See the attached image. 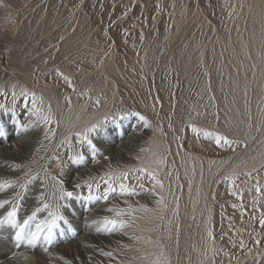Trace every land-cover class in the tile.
<instances>
[{"label": "rangeland", "instance_id": "obj_1", "mask_svg": "<svg viewBox=\"0 0 264 264\" xmlns=\"http://www.w3.org/2000/svg\"><path fill=\"white\" fill-rule=\"evenodd\" d=\"M165 1L167 4L162 7V10L167 24L165 26L167 34H174L177 30H182L184 26L195 22V25L199 26L195 33L198 34V38L204 34L207 37L214 35L215 38L220 35L224 36L225 38L219 37L222 41L227 38L230 25L233 22V14L229 13L228 10L233 8H227L221 4L220 6L223 8L218 5L214 6L212 0ZM210 3L211 5H209ZM210 6H212L211 9ZM155 7L154 0H0V55L6 58L4 62L7 61V69L4 67L5 72L2 71L4 70L3 67H0V91L7 93L6 99L4 95H0V103L7 104L6 107L12 110L8 113L0 110V147H7L6 145L15 141L19 147L11 151H7L6 148L0 150V157L3 158L0 161V181L6 179L8 171L11 173L7 175L9 180H18L20 183H24L26 180L32 181L19 202L17 218L21 222L39 206L37 197L41 192L45 193L49 203H56L51 198L52 185L54 184L51 177L53 176L63 180L61 176L63 174L68 178L63 180L65 188L74 190L76 182L81 183L84 180L83 177V180L74 182L78 172L94 165L95 167L91 168L92 171L100 170L104 174L109 168L114 169L115 166H121L130 161L141 166L142 162L159 158L172 145L175 146V151L186 153L185 151L191 147L197 150L198 146L193 144L194 141L197 144L214 145L216 143L214 137L204 135V132H213V130L218 133L215 131L216 128L212 122L209 125L210 121L190 122L183 119L182 131L175 128L176 122L171 117L183 109L181 108L184 103L183 84L175 78L173 70L164 68L166 63H158L163 65L160 67L162 69L150 70L148 68L150 61L147 60L154 54V43L160 32L154 31ZM242 9L247 17L244 22L247 24V28L244 27V23L242 26L248 35V41L253 44V17L256 15L254 0H243ZM229 19H231L230 22ZM209 24L212 26L210 28L212 31L217 26L218 36L215 31L212 33L208 29ZM85 30L88 31V38L83 39V44L106 54V63L101 74L103 73L109 78L112 73L111 79L117 80L111 82L110 85L100 82L102 87L100 91L94 87L95 77L92 75V77L85 76L84 73L90 71L86 64H82L80 60L74 62L68 55L59 57L61 50L57 51L68 37ZM62 37L63 39H61ZM95 37L99 39V42L94 39ZM92 40H95L94 43ZM73 49L80 50L76 44ZM76 51H74L75 57L78 55ZM162 53V55H166V48ZM14 54H20L19 61ZM3 63L0 62L1 65H5ZM19 63H22L28 69L27 71L31 72L30 74L25 73L22 79L18 76V73L22 72ZM81 64L82 66H80ZM57 70L70 77L75 91L61 77L57 76ZM34 75L37 79L33 77ZM31 80H38L39 82L32 85ZM21 89H28L38 96L42 95L44 100L51 104L52 112L59 121V127L53 126L56 131L55 138L45 140L44 126L40 125L38 128L31 126L32 119H34H30L28 114L31 111V100L19 94ZM13 91L17 93L15 100L19 98L25 102L19 104L20 110L11 107ZM65 96L70 98L71 103L65 100ZM97 99L100 101L99 105L95 103ZM166 106L169 110L167 114H164ZM129 112H137L145 116L149 125H145L137 116L127 115ZM105 116L108 117V122L103 124L102 128L92 136L98 152L93 153L87 145L78 146L74 150L61 144L65 137L71 139L72 145L78 143L73 133L92 123L103 121ZM249 121L255 128L263 125V119L259 116L249 118ZM21 125L28 126L29 130L23 131ZM193 125L201 130L199 135L192 131ZM133 135H142V138L134 141L130 139ZM221 135L227 136L230 140L239 141L240 146L236 147L235 144L231 147L222 146L223 142H221L223 148L220 145H215L221 148L220 152L223 153L227 147L229 150L245 148L242 147L243 139L240 136H229L223 133ZM64 148L69 150H67L69 157L82 153L85 157L84 161L75 164L67 154L61 156L65 159H60V153ZM251 150L252 145L237 152H243L242 155H245ZM219 155L223 156L221 153ZM201 156L206 158L202 154ZM15 164L22 165V169L25 170L18 178L14 177L10 171L16 172L18 170L10 168ZM131 166L133 167V165L125 167L130 168ZM257 169H260L261 185H264V169L258 166L250 171L255 175ZM29 171L30 175H25ZM68 172L71 173L69 176ZM246 172L249 171H235L234 174H245ZM195 173L197 171L191 164L182 167L177 164L166 163L163 169L159 171V178L164 185H168L170 181L174 183L175 189L172 192L167 193L165 189L160 188H156L151 193L139 188L136 189L140 193L139 195L149 197L152 210H160L158 212L160 221L165 219L164 213L169 211V205L165 202L167 197H192L199 192L203 194L202 197H206L208 191L213 192L211 206L206 204V207L199 208L198 212L195 210L193 212L190 207L185 208L184 212L182 210L184 217L182 216V220L178 218V221L182 222L181 226H183L181 231H184L180 232L182 240L192 241L194 237L192 239L188 232L202 220L208 224L215 208L221 207L218 210L228 211L229 206L231 209L233 207L230 203L234 202L238 209L240 203H238L237 197H247L244 199L245 201L243 198L242 200L248 204L240 200L243 205H246L244 207L250 206L249 208L253 209L254 207L249 204V200L253 201L255 197L258 198L257 202L260 199V206L264 207V201H262L264 195L258 196L254 189V180H248L246 177H241L242 175H235L237 177L235 185L228 180L225 183L226 177L224 176H220L219 181L210 182L209 179L204 183L207 177L206 173L201 171L198 176L194 175ZM32 177L37 178L32 180ZM130 178L136 183L134 176ZM222 179H224L223 183ZM151 187V182L145 181V189ZM85 189L81 188L77 191L83 192L86 196L87 189ZM16 191L19 189L17 188ZM233 191L241 193L242 196L231 195ZM13 195L12 189L0 190V200L10 199ZM161 196L164 199L162 203H159ZM219 198H221L220 201ZM234 199L235 201H233ZM117 201H119L118 198L113 196L107 202L114 204ZM205 201H208V198ZM95 202L87 200L60 202L70 205L60 208L61 213L69 220L70 226L62 225L65 230L63 233H57L52 245H45L41 240L37 246L31 247L26 241L18 242L16 240V229L12 225H0V259L11 258L18 254L17 264H65V261L71 262V264H130L147 261L153 253L149 251L148 239L144 240L146 234L145 228H142V222L145 221L143 212L136 211L134 213L133 227L129 230L130 237H132L130 243L128 241L122 242L120 234H118L122 230L111 235L97 234L95 225L92 224L88 216L92 213L93 207L100 206L104 201ZM141 205L139 201L131 204L135 209H139ZM7 210H10L9 206L0 209V216L4 215ZM97 211L95 209L93 212L96 213ZM46 215V212L39 213L38 219H43ZM161 217L163 218L161 219ZM183 219H186L185 225ZM85 233H88V236ZM82 234L84 238H80ZM135 237H139V239ZM77 244L81 247L76 248ZM68 245H70L69 248H63ZM45 247H48L47 252L44 251ZM101 250L113 252L114 259L102 255ZM218 255L225 254L218 252L217 257Z\"/></svg>", "mask_w": 264, "mask_h": 264}, {"label": "bare ground", "instance_id": "obj_2", "mask_svg": "<svg viewBox=\"0 0 264 264\" xmlns=\"http://www.w3.org/2000/svg\"><path fill=\"white\" fill-rule=\"evenodd\" d=\"M154 1L156 6L154 17L155 19L153 23L154 31L157 33L159 31L160 32L156 36V40L154 43V54L147 60L150 61L148 64V68L150 70H154L155 68L157 69L161 66L163 67V65L159 64L166 63L164 68L166 70H173L175 78L178 81L180 80V83L183 84L184 103L181 107L183 109L182 111L177 112L171 117L174 118L176 122L175 128H179L180 130L183 129V119L189 120L190 122L210 121V124H208L211 125L212 122L214 127L216 128V132L227 134L229 136L238 135L243 139V141L241 142L242 145H244L245 143L248 145V147L252 145L251 152L242 155L243 152L237 151H243L246 148L229 150L227 147L222 153L220 152V147H222L221 145L219 147L215 146L217 145L216 143H214V145L208 143L197 144L194 141L193 144H196L198 146L197 150L191 147L189 150L185 151L186 153H184L181 151H175V146L172 145V147L170 146L169 150L164 154H161L159 158H163L165 160L164 164H177L182 167H187L189 164H191L197 171V173L194 174L196 176H198L201 171L202 173L204 171L207 175L204 183H206V181L209 179L210 182H215V180L219 181L220 176L226 177L225 180L222 179V183L223 180L225 181V183L226 180L231 182L229 179H227V176L229 177L232 175H236L234 174L235 171H250L253 168L264 164V0H254V9L256 15L253 17V44L248 41V35L242 26L247 18L242 9L243 0H212L214 2V6L218 5L219 7L225 6L227 8H233L232 10H228L229 13L233 14V22L231 23L232 25H230L231 27L229 30V34L227 32L228 36L226 39H224V41H222L221 38L225 37L221 36L220 33L219 37L221 38H215L214 35L212 37H207L206 34L201 36V38H198V34L196 35L195 33L197 32L199 26L195 25L194 21V23L191 22L193 23L191 25L188 24L184 26L182 24L184 28L182 30H177V32H175L174 34L169 32V34H167L165 32V26L167 24L164 20V14L162 10V7L167 4V1ZM209 5H211V3ZM235 5L236 7L238 5L239 6L236 8ZM211 7L212 6H210V9ZM230 20L231 19H229V22ZM208 27V29L212 28L210 24L208 25ZM215 27L217 28V26ZM244 27L247 28L246 23H244ZM216 28L214 31L217 35L218 31H216ZM214 31L211 30L212 33ZM87 33V30L79 31L78 33H75V35L68 37L63 42L62 46L58 48V50H61L59 57L68 55L71 56L70 58H72L74 62H79L78 60H80L82 64H86L90 71H86L84 73L85 76H94L96 80L95 82H93L95 83L94 87L95 89L100 91L102 90L100 82H102V84L110 85L111 82L117 80L111 79L112 73L110 74L109 78L104 76L103 73L101 74L105 67L106 54L102 51H97V49L89 45L83 44V39L88 38ZM94 39L99 42V39L97 37H95ZM92 41L94 43L95 40ZM75 44L79 47V51L73 49V46ZM165 48L167 52V56L165 55L166 58L164 55H162V52L165 51ZM74 51H76V54L78 52V55L76 57L74 55ZM14 55H16L17 61H19L20 54ZM5 60L6 58H4L3 55H0V62L3 63ZM3 64L5 65L0 64V67H3V69L5 67V69H7V61ZM82 64L80 66H82ZM20 67L22 72L18 73L19 78L22 79L25 73H31L30 71H27L28 69L22 63H19V68ZM112 68L111 70H113ZM5 69L2 70L1 68V70L4 72ZM8 70L10 71V69ZM33 77L37 79L35 75ZM36 82L39 81L31 80L32 85H36ZM23 103L25 102L17 98L15 102H12L11 107L20 110L21 108H19V104ZM168 110L169 108L166 106L164 114H167ZM217 115L219 116V120L216 119ZM258 116L262 117L263 125L255 128L250 123L249 118H256ZM249 125H251V128H249ZM252 128L255 129L253 130ZM142 135H133L130 139L136 141L137 139L142 138ZM252 137H255V139L253 140ZM16 144L17 141L12 142L6 145L7 147H0V150L5 148L7 151L18 149L19 147ZM78 146H81V144L74 143L72 145V148L75 150V148H77ZM67 150L68 149L66 148L62 150V152L60 153V159L64 158L61 156H66V154L69 157V150ZM220 153L223 154V156L219 155ZM201 154L206 158L202 157ZM159 158L142 162L141 166H144V164H152L153 167H157L154 162ZM2 159L3 158L0 157V161ZM164 164L158 167V172L163 169ZM128 165H133V167L131 166L130 168H126L125 166ZM138 166L139 165L135 164V162L130 161L128 163H123L121 166H115V168L112 170H131L137 168ZM93 167H95V165ZM93 167H88L81 172L79 171L78 176H76L75 181H73L76 182L80 179L83 180V177L84 180L87 181L103 175V172H101L100 170L92 171L91 168ZM10 168H14V165ZM205 168L206 170H204ZM10 171L16 178L20 177L23 172H25L24 168L22 169V167L16 170V172H14V170ZM9 174L11 173L8 171V173H6V179H8L7 175ZM70 174L71 173L68 172V176ZM243 174L244 173H239L237 175H242L241 177H245V175ZM61 176L63 177V180L68 179L63 174ZM84 180L81 182V184L84 183ZM129 183L135 185L134 181H131V178L129 179ZM237 186L239 185L237 184ZM163 189H165L167 193L172 192L175 189L174 183L170 181L168 185H164ZM212 194L213 192L208 191L206 197H202L203 194L201 192L195 194L192 197H167V200L165 202L169 205V211H166L167 213H164L165 219L162 221H160L158 215V212L160 210H152L150 205L151 200H149V197H144L141 195L119 197L118 195L114 194V196H116V198H118L119 200L117 201V203L110 204L108 202H103V204H101L100 206L97 205L96 207H93L92 213L88 216V218L93 221L95 219L100 220L104 216L112 217L115 215V213L107 211L108 208L127 210L129 209V206H131V204L135 201H139L142 205H145L148 209H150V211L147 213L143 212V214L145 215V221L142 222V228H145L146 236L144 240L148 239V243L149 241H152V243H149L148 247L149 251H151L153 255L147 261H144L142 263L133 262L130 264H153V262L159 255H161V253H163L164 256H167L170 259L171 264H256V261L253 258L255 252H264V228H261L258 223L259 210H264V207L260 206V199L253 209H250V206L244 207L245 204H248L244 202V199H247V197H242L244 201L242 200V198L237 197L238 203H240V205L238 204L239 207L237 206L238 209L236 207H232L231 209L229 206L228 212L218 210V208L220 209L221 207H217V209L215 208L214 213L210 218L211 220L210 222H208V224L204 223V221L202 220L203 222L200 221L196 224V226L192 228V230L188 232V234L192 236V239L194 237L192 241L189 242L187 240H182L181 236L179 237L180 247L179 250H177L175 244L176 227L179 226L180 232H184L181 231L183 228V226H181L182 222L178 221V219L174 215L177 203L179 205V218L181 219L182 216L184 217L183 212L185 208L187 209L190 207V209L195 212L201 207H206V204L211 206V204L213 203V199L211 197ZM206 198H208V201H205ZM220 199L221 198H219V201ZM262 199L261 200L264 201V198ZM240 200L245 204L243 205ZM125 201H127V203H125ZM233 201H235V199ZM95 203H98V201H96ZM230 204L231 206H236L234 202H231ZM249 204H251L253 207V201H251V199L249 200ZM95 209L98 210L96 213L93 212ZM134 213L130 216L122 217V219H126L129 223H131V227L125 228L118 233L120 234V239L122 242L128 241V243H130L129 241H131L132 239V237H130L129 230L133 227L135 217ZM221 214H223L224 216H221ZM169 221L172 222L171 225H169ZM183 222L185 225L186 219H183ZM161 224L163 225L159 227V225ZM169 227H171L173 232L172 239H170L168 236ZM209 231H211L212 233L211 237H209L208 235ZM257 233H259V236H257ZM85 235L88 236V233H85ZM223 235H226V237H224ZM82 237L83 234L80 238ZM257 238L261 239L262 241L260 249H256L253 243ZM241 239L244 240L248 246L253 247L254 251L252 256L247 255L246 252L240 249L239 242ZM233 243H235V247H233ZM69 247L70 245L64 246L63 248ZM75 247H81V245L77 244ZM218 252H221L222 254L227 253V256L218 255L217 257ZM17 256L18 254L12 256L11 258H1L0 264H17ZM260 264H264V260L260 261Z\"/></svg>", "mask_w": 264, "mask_h": 264}, {"label": "snow or ice", "instance_id": "obj_3", "mask_svg": "<svg viewBox=\"0 0 264 264\" xmlns=\"http://www.w3.org/2000/svg\"><path fill=\"white\" fill-rule=\"evenodd\" d=\"M63 39V37L61 38ZM58 51V49H57ZM46 62V61H45ZM57 76L61 77L69 87L73 88V91H75V87L71 82L70 77L64 75L63 72H60L57 70ZM21 96L28 97L31 100V111L28 113L30 119H32V127L38 128L40 125L44 126V139L45 140H51L55 138L56 131L53 127L54 125L56 127H59V121L55 118V115L52 112V106L50 103H47L44 100V97L42 95L38 96L35 92L29 91L28 89H21V92L19 93ZM0 95L7 96V93H3L0 91ZM13 96V102H15V98L17 96V93L15 91L12 92ZM214 99V97H213ZM65 100H67L69 103H71V100L69 97L65 96ZM97 105L100 104V101L97 99L95 101ZM0 110H2L5 113H8L12 111L8 107H6L5 104L0 103ZM127 115L130 116H137L140 121H142L145 125H149V121L147 118L137 112H129ZM123 118V117H122ZM217 120H219V116L216 117ZM108 122V117L105 116L103 118V121L92 123L85 128L81 129L80 131H77L73 133V135L76 137L77 141L81 145H87V147L93 152H98L97 145L93 143V134L97 133L101 128L103 124H106ZM21 128L23 131L27 132L29 130L28 126L21 125ZM249 128H251V125H249ZM192 131L199 135L201 130L197 128L195 125L192 126ZM205 136L208 137H214L215 142L217 145H221V142H223L222 146H228L231 147L233 144L236 145V147L240 146L239 141L230 140L227 136L221 135L219 133L215 132H204ZM254 140L255 137H252ZM62 145H67L69 149L72 148V141L68 137H65L61 141ZM245 148L248 147V145L245 143L243 145ZM38 151V149H37ZM143 151V149H141ZM139 158V157H138ZM73 163L80 164L84 161L85 157L82 153H78L77 155L70 157ZM157 167H153L152 164H144V166L137 167L135 169L131 170H112L109 168L108 171H106L103 175L99 176L98 178H93L91 180L84 181L83 184L76 183L74 185V190H68L64 186V181L62 179H59L55 176L51 177V180L54 182L52 185V192H51V198L56 201V203H49L46 199V195L44 192H41L39 196L37 197V201L39 202V206L36 207L30 215L27 216V218L23 219L21 222L18 220V210H19V202L23 198V193L27 191L29 183H31V180H26L24 183H20L18 180H9L5 179L0 181V190H7L12 189L14 191V195L10 199H2L0 200V209H4L5 206H9L10 210H7L4 215L0 216V225H12L15 229V238L18 242L26 241V243L31 246L35 247L38 245V243L43 240L45 245H52L54 242V239L58 232L63 233L64 227L62 225H69V220L61 213L60 208L61 207H69L70 205L68 203L61 204L60 202L65 201H72V200H87V201H104L107 203V201L110 199V197H113L114 194L118 195L119 197H126V196H137L140 193L136 190L137 188L144 190L146 192H154L156 188L163 189L164 184L163 181L159 178V172L158 167L160 165H163L165 163V160L163 158H159L154 162ZM22 165L15 164L14 168L20 169ZM261 169H264V164L261 165ZM63 171V170H62ZM256 174L254 175L252 171L246 172L244 175L248 180H254L255 185L254 189L256 193L259 195H264V185H261L260 183V169L255 170ZM25 175H30L29 173H26ZM38 176V174H37ZM131 176H134V179L136 181L135 185H132L129 183V179ZM37 177H32V180L36 179ZM233 185L236 183L237 177L235 175L227 177ZM145 181H150L152 184L151 188L145 189ZM19 189V191H16V189ZM81 188L87 189V195L85 196L83 192L77 191ZM233 196H242L241 193L233 191L231 193ZM163 196L160 197L159 203L163 202ZM127 203V201H125ZM257 203L256 198L253 200V207L255 208V205ZM233 207H236L233 205ZM107 211L115 213L114 216H104L100 220H93L92 224L95 225V231L97 234L105 233L108 235H111L112 233L123 230L125 228L131 227V223H129L126 219H122V217H127L132 215L136 211L141 212H149L150 209H148L145 205H141L139 209H134L131 206H129V209H116V208H108ZM46 212L47 215L43 219H38V214ZM174 215L176 218H179V205L177 203L175 213ZM163 217H161L162 219ZM171 221H169V225H171ZM258 223L261 228H264V210H259V217H258ZM209 237L212 236L211 231L208 232ZM168 236L170 239L173 238V232L171 227H169L168 230ZM257 236H259V233H257ZM180 229L179 226L176 227L175 230V244L177 250H179L180 247ZM136 239H139V237H135ZM149 243H152V241H149ZM254 246L256 249H260L262 241L261 239L257 238L254 240ZM235 243H233V247H235ZM239 247L242 251L246 252L247 255L252 256L253 255V247L248 246L244 240H240ZM44 251H48V247L44 248ZM102 255L109 257L110 259H114L113 252L111 251H103L101 250ZM227 255V253H225ZM256 261V264H260V261L264 260V252L256 251L255 255L253 257ZM63 259V258H61ZM65 264H71V262L65 261ZM153 264H171L170 259L167 256H164L163 253L159 255L156 260L153 262Z\"/></svg>", "mask_w": 264, "mask_h": 264}]
</instances>
